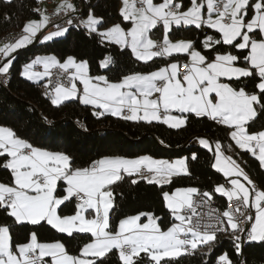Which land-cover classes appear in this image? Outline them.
Segmentation results:
<instances>
[{"label": "snow or ice", "instance_id": "1", "mask_svg": "<svg viewBox=\"0 0 264 264\" xmlns=\"http://www.w3.org/2000/svg\"><path fill=\"white\" fill-rule=\"evenodd\" d=\"M204 7L202 0H190L186 9L178 0L158 3L122 0L119 14L123 21L130 22L127 30L114 23L98 31L102 18L91 11L76 25L102 41L130 49L138 61L147 63L157 57L182 53L187 56L183 64L169 62L147 74L124 75L118 82H111L104 75H90L88 61L68 56L61 62L55 56H38L24 65L20 75L27 80H43L52 75V69H57L68 83H61L58 76L50 93L52 104L78 98L82 104L101 109L94 113L98 117L109 113L129 121H156L172 129L183 127L188 114L207 117L231 129L229 134L235 146L249 152L264 169V130L249 131L250 123L264 113V0H206L207 17L202 13ZM56 11L72 14L77 9L71 0H63ZM49 23V17L41 10L39 19H29L23 24L14 43L0 46V58L4 61L0 74L8 75L12 54L37 40L38 33ZM73 23L72 18L66 20L68 26ZM190 25L196 29L207 27L219 34V38L208 35L203 41V47L215 53L213 57L196 50L192 40L170 39L173 26ZM158 26H162V40L151 38ZM67 31L68 27L58 25L56 30L44 34L40 42L52 41ZM222 46L240 50V54ZM244 51L247 52L243 55L244 63L238 66ZM111 63L112 58L105 57L100 67L106 68ZM36 65H42L43 71H34ZM241 78H251L259 92L248 91L238 83L234 86L233 82ZM198 142L213 150L207 139L200 138ZM213 156L211 167L222 173L230 186L217 184L211 192H201L196 187L169 192L163 191L162 186L170 184L174 177L190 175L186 158L112 157L94 161L89 167H74L68 154L34 146L13 129L0 126V168L11 177L8 183L0 182V209L12 218L14 225L37 226L45 222L68 237L90 234L79 255H71L63 242H40L35 231L29 233L26 242L14 243L12 226L3 224L0 264H104L113 250L121 264H162V261L172 264L201 248L206 249L204 255L211 253L218 242V233L228 234L238 253L245 240L264 245V189L254 183L232 156L224 154L219 141L215 143ZM191 159L197 160L198 155L193 153ZM125 177L131 178L132 185L142 180L161 186L164 206L173 218L166 230L151 212L128 215L112 229L113 186ZM61 182L63 188L58 195ZM215 194L226 198L227 207L222 212L209 208L200 214L198 209L208 207ZM73 200L74 214L60 215L58 209ZM142 217L147 222H142ZM216 264L233 262L225 253L218 256Z\"/></svg>", "mask_w": 264, "mask_h": 264}, {"label": "trees", "instance_id": "2", "mask_svg": "<svg viewBox=\"0 0 264 264\" xmlns=\"http://www.w3.org/2000/svg\"><path fill=\"white\" fill-rule=\"evenodd\" d=\"M159 1V0H154ZM44 2V1H43ZM120 0H73V4L80 14L73 13L72 17L78 20L93 12L102 18L99 28H105L114 23H120L127 29L130 22L123 21L119 14ZM184 8L190 5V0H178ZM39 0H0V36L13 31L22 30L23 24L29 19L39 18ZM79 23V22H78ZM160 30L153 29L152 36L158 37ZM212 35L219 38L213 29L204 27L196 29L195 26H173L169 33L171 39H185L195 42L196 50L202 54L213 57L215 53L211 48L205 49L203 41L206 36ZM221 48V45H214ZM224 50L240 54V50L222 46ZM238 61V66L243 65V55ZM40 56H55L63 61L68 56L77 60L88 61L90 75H104L109 81L116 82L124 75L150 72L172 60L182 63L186 55L174 54L168 58L157 57L147 63L138 61L127 48L122 49L116 44L102 41L96 34L89 35L87 30L76 25L68 28L63 37L41 43L34 40L32 44L19 49L14 55L12 66L9 70L7 87L0 85V126L13 129L21 138L28 140L34 146L42 147L49 151H59L68 154L73 160L74 167H89L94 161L103 157H122L126 159L148 155L152 158L174 160L184 157L187 160L190 175L174 177L168 185H163V191H173L176 188L196 187L201 192H211L217 184H224V177L220 172L211 167L213 156L208 149L191 145L199 137H204L212 142H220L226 156L234 160L248 173L254 183L264 189V169L259 167L258 161L247 151H242L231 140L227 126L217 124L207 117L197 118L188 114L186 124L180 129H172L162 123L153 121H129L121 117L105 113L96 116L99 110L82 104L77 99L65 100L59 105H53L50 95L45 93L44 81L33 83L23 78L20 73L25 64ZM111 57L112 63L101 68L100 63L105 57ZM258 82V78H257ZM240 87L248 91L259 92L254 88L251 78H241ZM264 129V113H261L254 122L250 123L249 131L256 132ZM193 153L198 159L193 161ZM10 173L0 168V182L8 183ZM131 178L125 177L113 186L114 210L110 211L111 226L115 230L120 219L139 212H151L159 217L157 223L166 229L173 218L164 206L161 186L148 185L138 181L132 185ZM61 182L58 195L62 192ZM213 200L220 209L226 207L227 200L215 194ZM75 211V203L66 202L58 212L60 215H71ZM12 226L14 243L26 242L31 231L38 234L40 242L61 241L71 255H79V250L90 234L58 233L51 229L45 222L40 225H14L12 218L0 209V225ZM206 249L201 248L194 255H183L172 264H216L219 255L227 253L233 264H264V245L249 243L247 240L241 245L238 253L233 241L226 233L218 234V242L211 253L204 255ZM143 255V254H142ZM104 264H121L115 250L104 260ZM162 264L164 262L162 261Z\"/></svg>", "mask_w": 264, "mask_h": 264}, {"label": "built area", "instance_id": "3", "mask_svg": "<svg viewBox=\"0 0 264 264\" xmlns=\"http://www.w3.org/2000/svg\"><path fill=\"white\" fill-rule=\"evenodd\" d=\"M44 3L46 5H49L50 6L52 4V0H44ZM72 14H68V13H65L63 11H60V12H57V13H51L50 14V17H49L50 23L38 35L37 40H41L42 39V36L44 34H47L49 31L56 30V27L58 25L61 26V27H68V28H70V27H72L74 25H77L78 24V20H75L72 17ZM68 18H72L73 19L74 23H73L72 26H68L66 24V20ZM21 31L22 30H13V31H10V32H8V33L0 36V44L14 43L15 40L20 36ZM156 40H158V39H156ZM1 63H2V58H0V64ZM33 70L34 71H40L41 72L43 70V68H42L41 65H36ZM181 71H184V69L181 68ZM51 72H52V75L49 76V77H46V85H49V87H45V93L47 95H50L52 88L57 83L58 76H59V79H60V82L61 83H64V84H67L68 83L67 78L66 77H63L62 75H59L57 69H52ZM8 77H9V75L4 76V75L0 74V85H2L3 87H7ZM190 144L193 145V146H198V143L195 140L194 141H191ZM73 201H74V203H76L75 200H73ZM226 207H227V202H226ZM209 208H211V209H213L215 211L222 212V209H220L218 207L217 203L214 200H212L211 204L208 207L198 209V212L200 214H204V213H206L209 210ZM252 215H254V212L253 211H252ZM207 219H208L207 216H205V222L207 221ZM246 227H250V225H246ZM218 234H220V233H218Z\"/></svg>", "mask_w": 264, "mask_h": 264}, {"label": "rangeland", "instance_id": "4", "mask_svg": "<svg viewBox=\"0 0 264 264\" xmlns=\"http://www.w3.org/2000/svg\"><path fill=\"white\" fill-rule=\"evenodd\" d=\"M40 1V3H39V13H40V11L42 10L43 12H44V10L46 9V7H45V5L41 2V0H39ZM73 0H71V2H72ZM53 2H54V4L56 5V4H59L60 5V3H62V2H60V0H53ZM154 2H161V0H159V1H154ZM202 2L205 4V7L204 8H202V13H203V15L205 16V17H207V9H206V0H202ZM121 3H122V0H120V2H119V9H120V7H121ZM190 6V5H189ZM188 6V7H189ZM187 8V7H186ZM185 8V9H186ZM76 12H78V14H80V12H79V10H77ZM75 12V13H76ZM88 14V13H87ZM87 14H85L84 16H82L81 18H80V20L81 19H86V17H87ZM110 26H112V25H110ZM110 26H108V27H110ZM131 25H129L128 26V28L130 27ZM194 26V25H193ZM108 27H105V28H99L98 27V31H103L104 29H106V28H108ZM158 28H159V30H160V34L158 35V37H156L155 38V40L156 39H158V40H162V38H163V30H162V26H158ZM44 29H42L39 33H38V35L43 31ZM125 30H127V29H125ZM65 35V34H64ZM63 35V36H64ZM63 36H61V37H63ZM56 38H60V37H56ZM151 38L152 39H154V37L151 35ZM55 39V38H54ZM171 39V38H170ZM173 42H176L177 40H180V39H171ZM118 47H120L119 45H117ZM130 50V49H129ZM131 51V50H130ZM174 54H179V53H174ZM173 54V55H174ZM180 54H182V53H180ZM185 55V54H184ZM105 59V58H104ZM103 59V60H104ZM186 60H187V56H186ZM61 62H63V61H61ZM143 62V61H142ZM170 62H178V60H172V61H170ZM169 63V62H168ZM167 64V63H166ZM166 64H164V65H162V66H160V67H163V66H165ZM23 68L24 67H22V69H21V72L23 71ZM157 69V68H156ZM156 69H154V70H156ZM154 70H152V71H154ZM151 72V71H150ZM148 73V72H147ZM147 73H143V74H147ZM22 76V75H21ZM23 77V76H22ZM23 78H25V77H23ZM26 79V78H25ZM28 81H31V82H33V83H39L41 80H28ZM50 100H51V98H50ZM74 100V99H73ZM100 111H102V110H100ZM168 127V126H167ZM199 138H201V137H199ZM198 138V139H199ZM45 150H47V149H45ZM214 151H215V145H214V148H213V150L212 151H210L211 152V154H212V156H213V153H214ZM214 157V156H213ZM104 158H112V157H103V158H101V159H104ZM136 158V157H135ZM135 158H130V159H135ZM181 158H184V157H179V158H175L174 160H176V159H181ZM126 159V158H125ZM213 163V162H212ZM174 191V190H173ZM74 214V213H73ZM72 215V214H71Z\"/></svg>", "mask_w": 264, "mask_h": 264}, {"label": "crops", "instance_id": "5", "mask_svg": "<svg viewBox=\"0 0 264 264\" xmlns=\"http://www.w3.org/2000/svg\"><path fill=\"white\" fill-rule=\"evenodd\" d=\"M44 0H41V2L45 5V7H46V9L44 10V13L48 16V17H50V14L51 13H57V11H56V9L58 8V6H59V4H54V2H53V0H52V4L49 6V5H46L44 2H43ZM60 2H63V0H60ZM72 3H73V1H72ZM79 10V12H81V8H79L78 9ZM40 16V15H39ZM39 19V18H38ZM79 21H80V19H79ZM78 21V22H79ZM154 40H155V38H154ZM4 44H0V46H3ZM19 50V49H18ZM17 50V51H18ZM16 51V52H17ZM15 52V53H16ZM15 53H13L12 55H14ZM180 54V53H179ZM183 55V54H182ZM40 57H47V56H40ZM186 61V57H185V60L181 63V64H183L184 62ZM4 61H3V58H2V63H3ZM1 63V64H2ZM42 66V65H41ZM42 68H43V66H42ZM43 71V70H42ZM41 71V72H42ZM122 79V78H121ZM120 80V79H119ZM118 80V81H119ZM41 81H44V84L46 85V77L43 79V80H41ZM118 81H116V82H118ZM77 83V87H78V89L82 92V85H80L79 84V81H77L76 82ZM52 91V90H51ZM50 98H51V96H50ZM73 99H77L79 102H80V100L78 99V98H73ZM89 106H91V107H93V108H95L94 106H92V105H89ZM95 109H97V108H95ZM97 110H101V109H97ZM109 114V113H108ZM111 115V114H110ZM262 130H264V129H262ZM201 138H203V139H207V138H204V137H201ZM200 139V138H199ZM199 139H197L196 140V142L198 143V145H199V142H198V140ZM209 142H210V144L212 145V148H214V145H215V143L214 142H212L211 140H209V139H207ZM199 146H201V145H199ZM202 147V146H201ZM239 149V148H238ZM243 151H246V150H243ZM136 158H138V157H136ZM154 159H158V158H154ZM212 162H214V157H213V161ZM216 170V169H215ZM222 174V173H221ZM222 176H223V174H222ZM224 177V176H223ZM224 180H225V185L226 186H230V185H227V183H226V179H225V177H224ZM241 182H244L243 181V179L241 178ZM244 183H246V182H244ZM226 199V198H225ZM253 212H254V210H252ZM254 216V215H253ZM142 222H147V219H146V217H142ZM170 226V225H169ZM167 229V228H166ZM166 229H164V230H166ZM116 251V250H115ZM117 253V252H116ZM118 254V253H117ZM167 259V258H166Z\"/></svg>", "mask_w": 264, "mask_h": 264}, {"label": "bare ground", "instance_id": "6", "mask_svg": "<svg viewBox=\"0 0 264 264\" xmlns=\"http://www.w3.org/2000/svg\"><path fill=\"white\" fill-rule=\"evenodd\" d=\"M75 15H76V14H75ZM245 241H246V240H245ZM245 241H244V242H245ZM244 242L242 243V245L244 244Z\"/></svg>", "mask_w": 264, "mask_h": 264}, {"label": "water", "instance_id": "7", "mask_svg": "<svg viewBox=\"0 0 264 264\" xmlns=\"http://www.w3.org/2000/svg\"><path fill=\"white\" fill-rule=\"evenodd\" d=\"M75 14H78V12H76Z\"/></svg>", "mask_w": 264, "mask_h": 264}]
</instances>
